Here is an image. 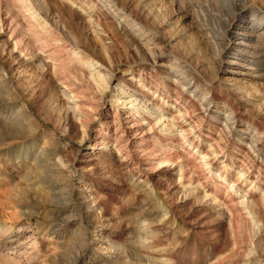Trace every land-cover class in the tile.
I'll list each match as a JSON object with an SVG mask.
<instances>
[{
	"label": "rangeland",
	"instance_id": "374dc122",
	"mask_svg": "<svg viewBox=\"0 0 264 264\" xmlns=\"http://www.w3.org/2000/svg\"><path fill=\"white\" fill-rule=\"evenodd\" d=\"M232 1L234 27L264 16V0H28L38 31L21 0H0V264H264V20L238 36L241 55L208 13L229 18ZM65 46L84 61L54 52ZM97 70L113 78L105 93ZM136 89L164 119L187 114L178 130L194 126L141 162L95 138L114 96Z\"/></svg>",
	"mask_w": 264,
	"mask_h": 264
},
{
	"label": "bare ground",
	"instance_id": "6f19581e",
	"mask_svg": "<svg viewBox=\"0 0 264 264\" xmlns=\"http://www.w3.org/2000/svg\"><path fill=\"white\" fill-rule=\"evenodd\" d=\"M235 5L236 4L233 1H232L231 5H229L233 11L231 13L232 16L229 18H225V17L221 16L220 14L215 13V12L210 11V10H208V13L214 19H219V20L225 22V25H226L225 30H224V34H223L224 36L218 37V35H216L217 36L216 39L227 37L228 35L236 36V39H238L239 41L237 42L235 49H237L240 52V54L242 55V52L246 51L247 47H249L250 45H248L249 43H247V41L244 39V37H238V36L243 35V36L247 37L248 33H257L260 30V26L263 25L264 16H260L256 13L252 14V18L250 21L246 22L244 20H241L240 24H238L236 26L237 27L236 28V27H234L235 26V19L237 18L238 13L244 12V7H240L239 5L238 6L236 5V7H235ZM21 7H22V10L24 12L28 13V15H30L32 17L31 19L36 23L35 25L38 27V31L41 30V27L44 28L45 20H43V18L38 13V11L35 10V7L31 2H28V0H21ZM1 21H3L5 23V19H2ZM254 22H257L258 25L257 24L254 25L253 24ZM247 40H250V39L247 37ZM219 41H222V40L220 39ZM22 47L19 45L16 47V49H19L21 54H23L24 56H29V55L32 56L34 54V53H32V51L30 52L27 49L28 47H26L25 49H23ZM253 48H254V50H256V46ZM230 49H234V47H231ZM47 51H48V49L42 48V52L46 53ZM55 51L56 52L60 51V53H62L61 56L64 60H68L71 62H74V61L78 62L79 61L80 63H82L84 61L81 52L77 51L76 49L68 48L67 46H65V47L55 48L54 52ZM48 54H49L48 58L49 57L53 58V56L56 55V54L53 55L52 52L51 53L48 52ZM84 64L89 66V67H94L96 65V63L94 61L88 60V59H86ZM230 64H238V65L242 66L243 63H236L234 60H231ZM165 66L169 67L170 65L165 64ZM97 68L98 67H95V69H97ZM131 74L133 75V73H131ZM91 78L94 80V83H96L98 85V88L101 89L100 91L103 93H105L106 89H109L113 83V78L108 77V75L102 73L101 70H97L94 73L92 72ZM68 79L69 78L66 77L65 79H63L59 83L63 84V87H64L63 93L65 95V98L67 100H69V102H75V101L79 100V91H78V87H77V82L70 83V82H68L69 81ZM176 82H178V81L176 80ZM121 89H124V87L121 86ZM188 91H189L188 92L189 94L187 93L188 94L187 96L189 97L188 101L192 102L193 99H195V97L197 95V91L195 89L188 90ZM181 92L184 93L185 91L182 90ZM119 94L120 93L115 95L114 99H113V104H117L118 108L113 109V112L110 115L111 117H109L108 120L104 121V123L101 125V127L98 131L99 134H97L95 136V138H100L101 140L99 141V144L103 145V146H108L110 144V140L113 139L115 142L114 148H116V151L118 153H124L125 159H129L132 155L136 154L135 155L136 157H137V155L142 157L141 159L138 158L140 160V162L146 161L147 159H149V157L156 154L158 147L161 148L162 151L167 150L168 145L171 143L170 140L172 138L170 139L168 137V135H166V134H170L173 132V133H175V135H178L179 137H183V136H185L186 133H188V131H192L194 129V126H190L189 128L186 127L185 129H183V131L178 130L177 127H179V124L177 125L176 122L180 121L182 116H185V114L183 113L182 115H178V114L174 113L171 119L170 118L164 119L161 111L156 110L153 106H150L147 103V101L144 99L145 94L138 89H136L131 94H128L126 92L122 93V95H119ZM146 107H150L148 114H146L142 111V109H144ZM213 107H216V109L218 108V106H214V105L211 106V102L204 105L203 109L199 112V117L205 118L207 116H210V114L212 112L216 111L215 109H213ZM186 116H187V114H186ZM200 118H199V120H200ZM154 119H155V121H154ZM78 120L83 121V118H79ZM225 123H227V122H225ZM146 124L150 125L149 129H146ZM234 124L236 125V121ZM111 125L115 126L113 131L111 129ZM157 126L159 127L158 128L159 130H157ZM225 126H227V125H225ZM212 151L218 153L214 147H211L204 152L202 157H208L212 153ZM192 154H194V152ZM168 156H170V154H168ZM146 157H148V158L146 159ZM164 160L167 162H171L172 165L176 161L175 158H173V157L164 158ZM138 167L139 166H136L135 168H138ZM187 169L185 167V164H180V170L182 173V178L186 177ZM194 173H196V171ZM196 176L198 177L199 175L196 174ZM218 176L220 177L221 174H219ZM198 183H200V182H198ZM253 187H256V186L253 185ZM207 190L210 191V193L208 195H205V196L211 197L215 202H217L218 200L216 197V194H217L216 189L208 188ZM246 194H248V193H246ZM221 203L222 204L226 203V201L223 200V201H221ZM236 203H238L240 205H245V206L250 205V201H249V199L247 200L246 197L243 199L240 198L239 200L237 199ZM234 204H235V202H234ZM232 205H233V203H232Z\"/></svg>",
	"mask_w": 264,
	"mask_h": 264
}]
</instances>
